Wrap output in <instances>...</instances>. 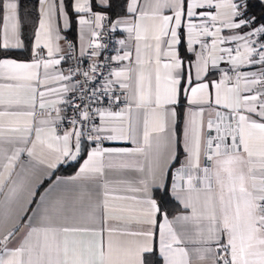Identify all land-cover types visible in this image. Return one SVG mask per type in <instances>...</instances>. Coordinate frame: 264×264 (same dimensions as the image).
I'll use <instances>...</instances> for the list:
<instances>
[{
  "label": "snow or ice",
  "instance_id": "snow-or-ice-1",
  "mask_svg": "<svg viewBox=\"0 0 264 264\" xmlns=\"http://www.w3.org/2000/svg\"><path fill=\"white\" fill-rule=\"evenodd\" d=\"M33 8L0 0V264H264V0Z\"/></svg>",
  "mask_w": 264,
  "mask_h": 264
},
{
  "label": "trees",
  "instance_id": "trees-1",
  "mask_svg": "<svg viewBox=\"0 0 264 264\" xmlns=\"http://www.w3.org/2000/svg\"><path fill=\"white\" fill-rule=\"evenodd\" d=\"M25 2V9L24 11L26 13H31V16L28 17L27 19V30L29 32H31L33 26H34V21L37 19L38 17V12L33 8V5L36 3V0H24ZM257 15H259V10H256ZM69 39H74L76 36V25L75 22H73V29L72 31L68 34ZM77 170V167L75 166H67V167H62L59 171H58V175H62V176H71L73 175Z\"/></svg>",
  "mask_w": 264,
  "mask_h": 264
},
{
  "label": "crops",
  "instance_id": "crops-1",
  "mask_svg": "<svg viewBox=\"0 0 264 264\" xmlns=\"http://www.w3.org/2000/svg\"><path fill=\"white\" fill-rule=\"evenodd\" d=\"M62 167H63V166H62ZM77 170H78V169H77ZM77 170H76V171H77ZM74 174H75V173H74ZM74 174H73V175H74ZM71 176H72V175H71ZM64 177H69V176H64Z\"/></svg>",
  "mask_w": 264,
  "mask_h": 264
},
{
  "label": "built area",
  "instance_id": "built-area-1",
  "mask_svg": "<svg viewBox=\"0 0 264 264\" xmlns=\"http://www.w3.org/2000/svg\"><path fill=\"white\" fill-rule=\"evenodd\" d=\"M109 51H111V45H110Z\"/></svg>",
  "mask_w": 264,
  "mask_h": 264
}]
</instances>
